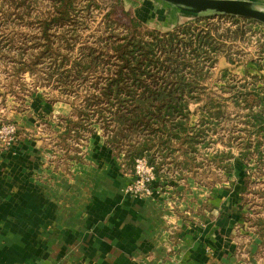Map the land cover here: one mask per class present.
<instances>
[{"label":"crops","instance_id":"obj_1","mask_svg":"<svg viewBox=\"0 0 264 264\" xmlns=\"http://www.w3.org/2000/svg\"><path fill=\"white\" fill-rule=\"evenodd\" d=\"M145 1L141 19L153 23L156 12L164 30L190 17ZM254 29L259 38L250 48L264 75L263 28ZM223 68L238 79L247 65L219 56L213 70ZM51 150L37 134L0 147V264H261V238L235 237V229L254 231L243 210L214 208L207 186L131 196L125 191L131 175L98 133L83 145V158L63 162Z\"/></svg>","mask_w":264,"mask_h":264},{"label":"trees","instance_id":"obj_2","mask_svg":"<svg viewBox=\"0 0 264 264\" xmlns=\"http://www.w3.org/2000/svg\"><path fill=\"white\" fill-rule=\"evenodd\" d=\"M32 3L29 0L27 5ZM51 3L49 13L39 18L43 40L36 45L40 49L35 59L48 57L54 63L59 60L51 73L69 87L75 81L70 78L72 74L76 78L85 77L84 73L91 68L101 73L100 80L94 83L95 90L86 94L84 104L74 108L79 120H73L71 115L63 117V133L80 132L82 119L95 113L106 135V144L112 150H120L127 166L132 167L136 157L145 156L156 177L167 180L172 175L182 177L190 168L188 159L195 160L198 151L203 149H214L217 137H224L225 133L220 134L217 127L227 118L225 102L231 100L236 107L234 117L240 119L241 127L237 131L227 130L228 141L217 143L221 148H215L212 153L204 152L207 161L222 166L224 173L230 172L233 166L226 165L235 157L232 140L236 139L241 141V145H236L240 164H246L252 155L261 160L264 152V75L260 73V58L242 57L233 44L242 40L247 30L257 33L255 25L262 26L264 35L263 24L249 18L223 16L232 20L233 26L222 32L208 17H202L166 33L147 31L149 38L146 39L136 31L142 23L131 18L122 41L109 36L110 41L101 39L96 46L80 48L85 61L75 60L66 69L67 59L51 48L53 41L49 31L54 26L59 28L65 22L76 21L72 14L80 10L75 6L76 0H52ZM219 56H225L232 64L247 65L242 78L238 79L227 68L218 71L219 88L229 92L226 98L211 96L203 82L213 74ZM191 104H196L194 110L190 109ZM192 115H198L193 123ZM72 124L74 126L70 127ZM234 132L238 133L232 136ZM177 154L184 156L185 161L178 162L181 158H176ZM166 158L171 159L169 164L175 166V173H171L173 170L167 166ZM244 218L263 240L264 218L246 215ZM256 223L262 224L260 229Z\"/></svg>","mask_w":264,"mask_h":264},{"label":"rangeland","instance_id":"obj_3","mask_svg":"<svg viewBox=\"0 0 264 264\" xmlns=\"http://www.w3.org/2000/svg\"><path fill=\"white\" fill-rule=\"evenodd\" d=\"M32 1L33 3L28 6L29 0H0V127L7 123L13 124L17 129L16 140L21 134L27 137L37 134L51 146L50 154L53 157L62 158L63 162L66 158L70 161L78 156L83 158L82 147L83 145L87 147L93 133H98L105 141L106 135L97 123L98 116L94 113L88 119H82L83 124L79 129L80 132L71 131L70 134L63 133L65 123L63 117L71 115L73 120H79L74 108L84 104L83 98L86 94L95 90L94 83L100 80L101 73L97 69L91 68L84 73L85 77L76 78V75L72 74L70 78L75 81L69 87L61 81L59 82L56 74L51 73L54 64L59 60L54 63L48 57L35 59L37 51L40 49L36 45H39L43 40L39 18L49 13L52 8V0ZM154 1L170 6L160 0ZM146 4L145 0H76L75 6L77 10H80V13L72 14V18L76 21L65 22V25L59 28L54 26L49 31L51 41H53L51 48L54 53L60 52L59 56L67 59L64 64L67 69L74 64L75 60L85 61L81 57L80 48L95 45L102 41L101 39L110 41L109 36L121 40L131 25V18L142 23L140 29H136V31L144 35L146 39L149 38L147 31L166 33L173 30H164L158 26L157 20L160 19L156 12L151 18L153 23L147 19H141L140 16L144 17L141 12L147 7ZM179 12L190 17L175 27L194 22L196 18L202 17H208L222 32L227 27L232 29L233 26L232 20L223 18L227 15L211 12L193 15L181 10ZM59 24L61 23L57 25ZM256 40V32L247 30L242 40L234 43L233 46L242 57L250 58L255 53L250 47L257 45L255 44ZM221 62H218V68L221 67ZM212 72L213 74L203 81L207 86V93L211 96L219 95L226 98L229 96V92L219 88L221 81L218 70L214 69ZM225 103L227 118L222 120L217 127L220 134L225 133V135L223 134L222 139L217 137L213 143L214 149L221 148L218 145L220 142L228 141L227 130L229 132L237 131L241 127L240 119L234 117L236 107L231 100ZM195 108L196 104L190 105L191 110ZM196 120H198V115H192V123ZM237 133L234 132L232 136ZM240 142L238 139L232 140V152L235 157L228 160L230 164L226 165L227 167L233 166L230 172L224 173L222 166L208 163V157L204 152L212 153L214 151L209 147L206 151L204 149L198 151L195 160L188 159L190 168H188V172L185 171L186 173L182 177L172 175L167 180L156 177L153 194L163 195L168 190L174 191L178 186H183L185 189V186H190V184L201 189L205 187V184H208L207 187L213 194L214 208H237L240 211L243 210V218L245 215L264 218V152L260 161L252 155L246 164H240L236 157V145ZM119 152L120 150H112L110 157L118 161L119 169L131 175V166L124 163L122 153ZM208 156L210 157L211 154L209 153ZM176 158H181L178 162L185 161V157L180 154H177ZM165 160L168 162L167 166L173 170L171 173H175V166L169 164L171 159L166 158ZM200 162H202V166H200ZM204 164L207 165L204 166ZM237 215L240 216L239 218L242 217L241 213ZM255 222L259 221L255 220ZM256 225L258 229L262 226L260 223H256ZM246 229L249 232H239L235 229L237 232L235 237L253 234L254 231L248 226ZM257 254L261 256V264H264V239L260 242Z\"/></svg>","mask_w":264,"mask_h":264},{"label":"water","instance_id":"obj_4","mask_svg":"<svg viewBox=\"0 0 264 264\" xmlns=\"http://www.w3.org/2000/svg\"><path fill=\"white\" fill-rule=\"evenodd\" d=\"M192 14L211 12L253 19L264 25V4L255 0H160Z\"/></svg>","mask_w":264,"mask_h":264},{"label":"built area","instance_id":"obj_5","mask_svg":"<svg viewBox=\"0 0 264 264\" xmlns=\"http://www.w3.org/2000/svg\"><path fill=\"white\" fill-rule=\"evenodd\" d=\"M17 129L13 124L7 123L0 127V147L7 150L16 140ZM155 180L153 166L145 156L136 157L131 167V180L125 187V191L134 197L146 198L155 192Z\"/></svg>","mask_w":264,"mask_h":264}]
</instances>
